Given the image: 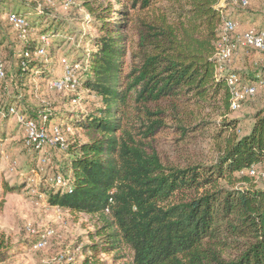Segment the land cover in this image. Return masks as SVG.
I'll return each instance as SVG.
<instances>
[{
    "label": "trees",
    "instance_id": "obj_1",
    "mask_svg": "<svg viewBox=\"0 0 264 264\" xmlns=\"http://www.w3.org/2000/svg\"><path fill=\"white\" fill-rule=\"evenodd\" d=\"M74 1L96 31L79 86L98 104L56 116L57 127L65 121L82 139L73 138L59 162L65 186L44 194L51 206L92 221L81 264H264V188L247 173L264 163V106L246 130L230 117V90L224 74L216 76L222 0ZM26 20L47 36L59 23L44 11ZM22 42L0 81L14 87L37 75L49 84L47 65L25 54L35 44ZM20 102L8 92L4 110ZM44 114L47 122L55 117ZM170 123L181 139L214 124L213 154L183 165L163 161L157 134ZM20 187L3 184L2 193ZM8 245L0 231V261Z\"/></svg>",
    "mask_w": 264,
    "mask_h": 264
},
{
    "label": "rangeland",
    "instance_id": "obj_2",
    "mask_svg": "<svg viewBox=\"0 0 264 264\" xmlns=\"http://www.w3.org/2000/svg\"><path fill=\"white\" fill-rule=\"evenodd\" d=\"M253 1L260 10L258 13L264 17V0ZM43 11L59 20L57 29L52 28L54 33L48 36L32 29L28 20L22 36L7 20L9 12H17L28 18ZM89 18L88 12L74 0H0V39L3 38L1 49H4L2 58L5 69L14 58V50L19 52L18 48L24 40L35 44L36 48L28 55L40 64L47 65L46 70L52 77L50 82L68 77L61 88L51 87L46 84L47 79L43 80L37 75L27 76L15 88L11 87L9 81H0V231L7 236L9 244L7 256L0 264H81L80 247L88 241L86 232L92 229V221L87 216H74L51 206L44 194L45 188L53 184L55 186L57 174L64 177L59 162L64 159L72 139H82L80 130L65 121H58V124L61 123L58 129L67 143L65 150L44 148L33 156L32 150L24 146L23 130L16 117H5L4 105L6 94L16 93L21 100L17 105L19 111L25 107L27 113H36L38 117L43 113L55 115L50 122H44L47 131L49 127L52 126L53 130L56 126L59 112L93 110L97 106L98 99L82 91L79 86L81 59L89 48V37L96 34L88 23ZM42 23L46 26L48 19L42 20ZM41 37L46 39L47 44ZM43 45L44 52L36 53ZM237 48L232 52L227 68L231 67L229 70L237 72L243 83L255 82L257 76L264 77V50L243 48L240 56ZM235 63L238 66H233ZM66 66L73 68L70 75L65 73ZM35 72L38 74L39 71ZM263 106L264 90H260L254 96L240 100L238 108L231 111L230 117L239 119L240 126L246 130L253 114ZM214 127V124L206 125L181 139L170 123L157 134L156 148L163 161L176 165H183L187 159L206 160L213 154L211 144ZM47 153L50 163L41 164L40 156ZM30 158L34 162L27 167ZM3 184L21 187L14 192L2 193ZM255 184L264 188V179H256ZM39 239L44 241L42 246H36Z\"/></svg>",
    "mask_w": 264,
    "mask_h": 264
},
{
    "label": "built area",
    "instance_id": "obj_3",
    "mask_svg": "<svg viewBox=\"0 0 264 264\" xmlns=\"http://www.w3.org/2000/svg\"><path fill=\"white\" fill-rule=\"evenodd\" d=\"M238 4L241 3L246 5L248 0H222L220 4ZM222 8V5H220ZM223 16V24L219 33V41L217 43V50L215 57L218 62V69L216 76L224 74L226 83L231 93L230 107L235 110L239 106V101L254 96L258 91L264 90V77L258 78L257 81L252 83H243L242 78L237 72L227 71L225 66L232 56V52L237 47L250 48L254 50H264V26L258 30H247L240 34L237 33V24L232 18H228L224 15L223 9L220 10ZM7 20L10 25L18 29L22 36L26 31L28 22L25 16L16 13L9 12L7 14ZM41 40L46 43V39L41 37ZM47 44V43H46ZM45 46H40L36 53H43ZM28 55V52L25 53ZM77 67L76 65H74ZM73 68L66 66L65 73L70 75V71ZM5 76L3 69V63L0 57V80ZM68 81V77L65 76L63 80H53L49 83L51 87L61 88L63 84ZM8 115L15 116L19 126L23 130V143L27 148H36L39 152L44 148H58L59 150H65L67 143L61 134L58 127L48 128L49 131L43 126L44 122L47 121V115L41 116L40 120L29 118L26 114L18 110L14 105H10L4 112ZM39 162L41 164L50 163L49 153L40 156ZM247 173L252 176L255 180L264 179V163L261 165L252 166ZM55 186L64 187L65 179L63 176L58 175L55 178ZM43 240L37 241L36 246H42Z\"/></svg>",
    "mask_w": 264,
    "mask_h": 264
},
{
    "label": "crops",
    "instance_id": "obj_4",
    "mask_svg": "<svg viewBox=\"0 0 264 264\" xmlns=\"http://www.w3.org/2000/svg\"><path fill=\"white\" fill-rule=\"evenodd\" d=\"M220 5H222L224 15L236 22L238 34L247 30H258L264 26V17L258 13L260 10L256 8L253 0H248L246 6L231 3ZM242 49L241 47L236 49V51H239L240 56L242 55ZM233 66H238V63H235ZM225 68L227 71L232 69L231 67L227 68V66Z\"/></svg>",
    "mask_w": 264,
    "mask_h": 264
}]
</instances>
